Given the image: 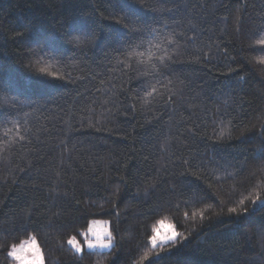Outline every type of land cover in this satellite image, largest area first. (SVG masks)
Instances as JSON below:
<instances>
[{"label": "trees", "instance_id": "trees-1", "mask_svg": "<svg viewBox=\"0 0 264 264\" xmlns=\"http://www.w3.org/2000/svg\"><path fill=\"white\" fill-rule=\"evenodd\" d=\"M125 18L175 34L159 82L117 63ZM262 39L264 0H0L21 101L0 110V264L29 239L43 264H264ZM91 221L112 246L77 254ZM159 224L178 235L152 248Z\"/></svg>", "mask_w": 264, "mask_h": 264}, {"label": "snow or ice", "instance_id": "snow-or-ice-1", "mask_svg": "<svg viewBox=\"0 0 264 264\" xmlns=\"http://www.w3.org/2000/svg\"><path fill=\"white\" fill-rule=\"evenodd\" d=\"M134 15V14H133ZM117 24L121 23L120 19H117ZM124 27L133 33L132 38L123 39L117 38L116 44L118 45L117 52L119 53V57H124V59H120L118 57V64H125V59L127 61H132L136 59V63L140 65L138 68V74L144 77L153 76L157 78V82H159L160 76H166L167 73L165 69H167L171 62H173V57L178 54V47H173L171 50L168 46L177 45V40L175 38V34H168L167 36H162L160 31L157 28L151 27L147 24L137 25L132 24L129 25L128 18L124 19ZM71 35V33L69 34ZM90 35V34H89ZM47 43V41H45ZM75 43H80V41H75ZM259 45L264 47V39L258 41ZM145 44L147 47H145ZM152 49H156V51H152ZM145 59H138L139 57H145ZM260 63H264V60L260 61ZM128 69H131V63L125 65ZM149 86L152 88V92H155V84L148 82ZM152 92H149L148 95H152ZM21 105V101L12 97L9 98L6 94L0 90V110L5 108L18 109ZM9 113H5L8 115ZM223 135V132H221ZM260 152L264 154V149H261ZM230 212H234L235 209H229ZM155 234L150 238V242L155 247L157 245V241L160 240L163 243H175L177 238V233L175 231H171V234H166L161 236L158 231L154 230ZM108 236V243H100L99 247L107 249L112 246V236L110 233H105ZM99 240V237H97ZM67 243L74 249L76 253H81L82 249L78 246L75 238L68 239ZM97 245L88 244V248L92 249ZM32 248L34 255L31 261H27L25 257L18 254L16 250V246L13 245L8 251V256L15 260L20 261L21 264H43L41 250L38 247L36 241L33 239ZM159 256V254H157ZM153 264H159V261L156 260Z\"/></svg>", "mask_w": 264, "mask_h": 264}, {"label": "rangeland", "instance_id": "rangeland-1", "mask_svg": "<svg viewBox=\"0 0 264 264\" xmlns=\"http://www.w3.org/2000/svg\"><path fill=\"white\" fill-rule=\"evenodd\" d=\"M156 231H158L159 234L161 236H163V235H166V234H171V231H174V229L169 224H159L157 229H156ZM105 233H110L109 226H108L107 222H104V221H91L89 223V225H88V229L81 236L83 238V243H78L77 241L76 242H77L78 246L81 247L82 252H83V250H85V251H100V252L107 251L109 248L104 249V248L99 247L100 243H105L106 244V243L109 242L108 241V236L105 235ZM97 237H99V240L97 239ZM32 243H33V239H29V240L23 242L20 246L16 247V250H17L18 254H20L21 256L25 257V259L27 261H31L33 255H34L33 248H32ZM89 243L97 245V246L92 248V249H89L88 248V244ZM111 244H112V241H111ZM162 244H166V243H163L160 240H158L157 241V245L155 247H157L159 245H162ZM150 245H151L152 248H155V247H153L151 242H150ZM81 253H77V254H81ZM13 261H14L15 264H21L20 261H15V260H13Z\"/></svg>", "mask_w": 264, "mask_h": 264}]
</instances>
